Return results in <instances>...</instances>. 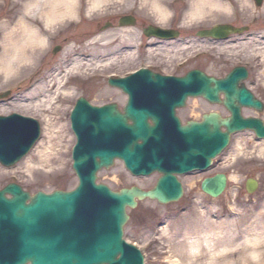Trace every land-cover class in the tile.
<instances>
[{
  "label": "rangeland",
  "instance_id": "obj_1",
  "mask_svg": "<svg viewBox=\"0 0 264 264\" xmlns=\"http://www.w3.org/2000/svg\"><path fill=\"white\" fill-rule=\"evenodd\" d=\"M92 1H76L74 14L56 22L47 31L45 44L34 49V61L21 63L17 73H9L6 76L0 74V92L16 91L20 88L10 100L0 102V115L11 113L26 115L36 119L42 127L41 140L27 157L12 168L0 167V188L15 181L30 194L38 191L51 193L56 190L74 189L77 178L71 169V150L75 144V138L70 130L69 112L75 100L78 97H85L95 105L115 103L119 106L122 101H119V98L113 95L114 93L103 92L108 89L111 92L115 91L107 85L108 75H122L134 70L145 62V56L149 61L159 58L167 59L172 63L175 58L173 60L171 58L177 53L185 54L194 49L193 46L185 47L186 43L178 45L174 41L170 42L168 48H162L160 43L159 48L153 46L146 55L145 49L137 53L134 49L135 45L144 40L138 36V30L135 28L137 35L116 36L106 41L92 42L97 39L100 32L99 27L91 21L96 22L95 20L101 17L104 11H133L138 17L145 14L146 20H152L153 23L156 22L162 26H167L170 19L172 21L175 17L187 15L185 7H181L176 0H104L98 8L92 7ZM190 1L192 2L187 0V2ZM239 1L238 3L236 0L239 6L241 8L244 6L246 9L241 12L246 19L252 21L261 15V22L264 23V1L260 8H255L252 0ZM14 3L15 0H0V24L14 13ZM154 3L161 4L162 8L168 10L164 19H161V13L155 10ZM177 4L180 6L176 7ZM220 11L217 8L208 10L203 16L209 19H221ZM82 13L86 17H83ZM82 18H85V22ZM193 20L191 18L187 23L190 24ZM75 22L80 24L76 25ZM55 44L60 46L61 51L49 58L50 49ZM113 46H119L118 53H113L115 51L112 49ZM242 47L253 51V47L249 44ZM185 48H187L186 51ZM77 58L80 59L79 65H81L78 71L73 69ZM83 61H88L90 64H85ZM33 66L39 67V71L27 74ZM206 67L203 64V68L207 69L208 73L212 72L216 76H221L227 70L224 68L211 71ZM36 75L38 76L30 83L31 78ZM263 76L264 74L260 76L258 74L264 86ZM49 78L53 80L51 84H48L49 88H46L48 90L40 87L39 91L40 96L44 93L50 99L52 98L49 106L26 103L25 99L32 91V86L42 84ZM56 79L62 80L63 85L67 87L64 86L62 90L57 91L59 83ZM255 85L253 81L248 83L251 88ZM63 90L68 91L69 94H63ZM39 99L41 100V97ZM243 115L264 117V113L258 115L254 111H243ZM263 143L264 140H258L248 131L233 136L230 145L221 156L216 158L208 171L190 173L181 177L184 195L179 202L163 206L155 201L144 200L138 202L134 210H128L129 219L123 230V239L127 243L136 245L143 253L144 264H168V257L178 255L175 250H179L182 248L181 245H184L185 233L191 235L196 228L203 230L210 226L218 230L222 225L220 228L224 230L227 242L233 244L236 242L240 244L243 237L252 238L264 225V149L261 148ZM31 160L32 164H30ZM218 173L227 176V187L221 196L213 199L204 195L199 185L203 178L212 177ZM157 179L156 174L147 178L132 177L122 163L115 162L113 167L97 174L96 182L116 192L131 186H137L143 190L149 189ZM247 179H255L258 183V188L252 195L245 192L244 185Z\"/></svg>",
  "mask_w": 264,
  "mask_h": 264
},
{
  "label": "water",
  "instance_id": "obj_2",
  "mask_svg": "<svg viewBox=\"0 0 264 264\" xmlns=\"http://www.w3.org/2000/svg\"><path fill=\"white\" fill-rule=\"evenodd\" d=\"M256 3L260 5L261 0ZM222 31L238 32L220 27L210 34ZM149 34L160 38L167 37L168 32L156 29L149 30ZM235 75L240 78L239 74ZM153 78L147 79L145 71H139L123 79L109 80L110 86L129 95L133 105L136 98L142 104L135 107L128 104L122 115L114 105L92 108L84 105L82 99L78 100L70 117L77 141L72 153V169L79 184L76 189L51 194L38 192L31 196L10 184L0 191V264H143L139 251L126 246L122 240L125 207L134 208V198H148L163 205L179 200L183 192L174 174L207 170L233 131L251 128L257 138L264 139V124L252 119L238 120L234 114L231 122H220L226 127L225 134L220 132L216 114L204 116L202 123L181 127L170 111L167 114L174 126H164L163 117L145 111L142 100L145 89L168 87L160 77ZM212 82V79H194L190 75L187 80L176 81L174 89L181 93L178 102L188 96L213 98L221 89L232 91L231 78L210 88ZM236 94L240 106H260L251 101L248 93L237 91ZM147 118L161 127L145 125ZM126 120L132 121L131 127L126 125ZM26 121L18 116L0 117V164L3 166H13L39 136L38 123ZM2 152L9 155L8 160ZM115 159L121 160L136 176L155 171L162 176L148 193L137 188L112 192L104 185H96V172L110 168ZM224 186L225 176L219 174L205 179L201 191L216 198ZM255 188L254 180L247 182L248 192ZM6 195L11 199H6Z\"/></svg>",
  "mask_w": 264,
  "mask_h": 264
},
{
  "label": "bare ground",
  "instance_id": "obj_3",
  "mask_svg": "<svg viewBox=\"0 0 264 264\" xmlns=\"http://www.w3.org/2000/svg\"><path fill=\"white\" fill-rule=\"evenodd\" d=\"M76 1L77 0H15L14 7H13L14 13L10 14L9 17L6 18V20L1 22V24H0V28H1L0 29V74L6 76L9 73H14V72L17 73L19 71V66L21 65V63H23L25 61H27L29 63V61H31V60L34 61L35 60L34 56H33L35 54L34 49L37 48V46L41 47L42 45L45 44L47 31L50 30L56 24V22H58L59 20H62L65 17H71L74 14V5H75ZM145 1H147V0H145ZM92 2H93V3H91L92 7L98 8V7H100V5L103 4L104 0H93ZM239 2L240 1L238 0V3ZM154 4H155V10H157L159 13H161V15H160V17H162L161 19H164L168 10L165 8H162L161 4H158V3H154ZM180 5H181V7H185V9L187 10V11L186 10L185 11L188 15V16L185 15V18L187 17L186 19H184L183 21L181 20V22L184 26L189 25V23H187V21L191 20V18H192V20L194 19L190 23L191 26H193L194 24L197 25L199 22H201V21H198V20H201V18L203 20L209 19L207 16H203L207 13L208 10H213V9L217 8L218 10H221L220 13H222L221 15H223L225 13L230 12V9H231L230 3L228 0H223V1L222 0H192V2L191 1L187 2V0H184V1H181ZM180 5L177 4L176 7H178ZM259 6L256 5V7H259ZM242 7L243 8H241V6H239V10L241 12L246 11L245 7L244 6H242ZM118 11L119 10L104 11L103 14L106 16L108 15V16L115 17V18L125 19L123 21H126V23H127L126 27H120L119 26L117 28H113V29H109V30L108 29H101V30H99L100 35L98 37H96L97 39H95L92 42H99V41L102 42L103 40L106 41L110 37L112 38V37H116V36L128 37L131 34L134 35L137 33V31L135 30L137 27L136 23H138V25L141 24L142 18L143 17L145 18V14L143 16L141 15L142 17H138L137 15L134 14L133 11L131 13L130 12L127 13L128 11L127 12H124V11L118 12ZM103 14H101V15H103ZM132 14H133V16H131ZM189 16H190V18H189ZM129 20H131V21H129ZM118 21L122 22L120 20H118ZM146 21L148 23L153 22L152 20H146ZM75 23H76V25L80 24L77 22H75ZM199 24H201V23H199ZM189 26H188V28H189ZM134 27H135V29H134ZM233 28L237 31L239 30L236 27H233ZM156 29L157 28H153V29H150V31L151 30L154 31ZM142 30H145L144 33H147L148 35H150L149 30L147 28L142 27ZM223 32L224 31L220 32V35H218V33H216V32H213L212 34H210V30L201 31V32H199L200 34L198 35V38L204 37V38H206V40H213V41H219L220 42L221 37H224L222 35ZM173 36H177V33H175L174 31L169 33L167 35V37H160V38L167 39V38H170ZM153 37L155 39H157L156 35L149 36V38H151V39H153ZM151 39L148 41L149 47L151 46V43H153L151 41ZM251 40L255 46L264 47V43L259 44L258 41L254 40V39H251ZM189 43L193 44L192 46L195 50H197V48L201 44V42L194 41V40H190V42H187L186 44L189 45ZM169 44H171V43H169V42L161 43V47L162 48H168ZM194 44H196V46ZM216 44H219V43H216ZM224 44L225 43H223V45ZM55 45L57 46V44H55ZM204 45H206L205 46L206 49L212 48V42H205ZM204 45L202 46V49H203ZM118 47L119 46H116V47L113 46L112 49L115 51H113V50H110V51H113V53H118L119 52ZM154 47L159 48V44L158 43L154 44ZM134 49H135V52L141 53V52H143L144 44L141 45V44L137 43L135 45ZM194 49H192V51ZM185 51H186V49H185ZM202 51L206 52V50H202ZM50 52L51 53H50L49 58L56 56V54H58L60 51H57V48L54 47L53 50L50 49ZM179 55H181V54L180 53L177 54L178 57H180ZM200 55H202L200 53V51H194L192 54H189V52H188V56H185V58H187V59H185V60L182 59V60L185 62H189V60L191 61V59H193V60H195L193 62H197L200 60L198 57ZM182 57H184V56H182ZM193 62H189L188 64L193 63ZM79 63H80V59L79 58L75 59V62L73 64V67H74L73 69H75L76 71H78L79 67L81 66V65H79ZM83 63L90 64V63H88V61H83ZM262 66H263L262 70L259 72L260 75L264 74V65H262ZM34 68H35L34 66L31 67L30 71L27 74H31V73L34 74V72H37V71H35ZM210 70L211 71L214 70V65H210ZM241 71H243L244 74H242ZM235 73L239 74L240 78L237 77L235 75ZM38 75L32 77L29 82L32 83L33 80ZM145 75H149V74L146 73V71H145ZM189 75L192 76L194 79H198L199 77L206 78V79H212L213 80L212 84H209L210 88H213V86L218 82H223V81L229 80L231 78L230 85L232 86L231 87L232 91L231 92H228L227 90L224 91L220 88V86H217V88L219 87V89H221L219 92H221L224 95L223 98H220V96H222V95L220 93H218L219 98L217 97V94H216V97L213 96V98L211 97L208 99H206V98L201 99V100H205V101L209 102L210 104L216 105L215 107H208L209 111L213 110L215 112H208V113L205 112L204 113L203 111L206 108V105H201L200 99L199 100L194 99V100H192V103H188L189 101L186 97L183 102H180V103L178 102L175 109H177V108L181 109V110L185 109L187 111V113L190 114L189 115L190 116L189 121L187 123L184 121L180 122L179 118L175 117L178 119L181 127L187 126L190 123H194V122L195 123H202V122H204V116L216 114L218 117L220 132L225 134L227 131L226 127L224 125H222L220 122H225V121L231 122L232 121V114H234V117H238V120H245L246 119L244 117L243 111H242L243 105L240 106V104H239V100H238L239 95L236 94L237 91L243 92L245 94L248 93V95L251 98V101L252 102H258L260 105L259 107H258V105L252 106V107H244V108H246V110L250 109V110L256 112L258 115H261L264 113V104H262V102L259 100V98L257 96H255L253 94V92L251 90H249L247 87V84L249 83V81L245 80V78L247 77V71L245 68L235 67L234 69H232V71H230L228 74H226V76L224 78H215L212 76H208L205 72L201 71L200 69L191 70L190 72H188L184 76L171 77V76H167V75H161L159 77L163 80L164 85L169 87V88L168 87L163 88V90H166L169 93L175 88L176 81L187 80ZM52 80L53 79L49 78L48 81H44V83H42V84L40 83L36 86H32V91L28 94V97L25 99L26 100L25 102L30 103V104H33V103L38 104V106H41V105L46 106V107L49 106V102L51 101L52 98L50 99L49 96L47 97L44 93H43V96H40L39 91L42 87L45 89L47 87L49 88L48 84H51ZM56 81H57V83H59V84H57L58 85L57 91L62 90L65 86V85H63L62 80L59 81V79H56ZM232 81H233V83H232ZM256 83H257L256 85L261 84L263 89H264V86H263L262 82L260 81V79L257 80ZM51 87H52V85H51ZM65 87H67V86H65ZM19 89L20 88L16 89V91H18ZM46 90H48V89H46ZM112 90L114 91V89H112ZM115 90L116 91L111 92L108 89L106 91L104 90L103 92H105L107 94L114 93L113 95H116V97L119 98V101H122L121 105L118 106L115 103H108V104H104V105L99 106V105L92 104L85 97H78L75 100L71 111L69 112V122H71L70 117H71L72 111L74 110L75 105H77V102L80 99H82L84 101V105L87 104L88 106H90L92 108H103L105 106L114 105L116 108V111L120 115L124 114L125 108L127 107L128 104L132 103V106L141 105L140 104L141 102L137 98L135 99L134 105H133V101L129 99V95L127 93L122 92L120 89H118V90H120L121 93L117 89H115ZM160 90H162V89H158V91H160ZM16 91L10 90L9 92L6 93L5 97H4V94L0 95V102L10 100L12 98L13 94L16 93ZM62 93L63 94L68 93L69 94L68 91H64V90ZM179 94H181V93L177 92L176 94H174V97L177 99V101L180 100V97L178 96ZM119 96H122V97L120 98ZM134 96H136V95H134ZM40 97H41V100L40 99L38 100V98H40ZM166 98H168L169 101L171 100L170 96H166ZM230 100H232V101H230ZM158 102H161V101L158 100ZM211 106H213V105H211ZM235 106H237V107H235ZM219 109L221 110L222 114L218 113V111L220 112ZM173 111L175 113L174 109H173ZM173 111H171V112H173ZM185 115H186V113L184 114V116ZM3 116H5V117L18 116L22 120H27L26 123L30 120L37 122L38 126H39V130H40L39 136L36 138L35 143L32 146L34 147L40 142L41 135H42V131H41L42 127L36 119L29 117V116H26V115H21L19 113H11L8 115H3ZM0 117H1V115H0ZM160 117L162 118V116H160ZM246 117H248L247 119L259 121L262 124H264V117H262V116H246ZM167 119L164 121V126L171 127L172 121L169 118H167ZM167 121H170V123ZM30 125H31V123H30ZM126 125L128 127H131L132 121L126 120ZM145 125H147L149 127H154V126L161 127L160 124H155L149 118H147L145 120ZM70 130H71V128H70ZM245 131L251 132L254 135V137L257 138L255 130L251 129V128L250 129H244L243 131H235V132L233 131V133L229 134L227 145L224 148L220 149V153L215 158H213L211 160L210 167H208V168H211L213 166L216 158L221 156V154L225 151V149L230 145L231 138L233 136H235L241 132H245ZM71 132L75 137L73 130H71ZM259 140H264V139L259 138ZM76 142L77 141L75 139L74 146L76 145ZM138 143H140V142H138ZM18 144L22 145V141H18ZM74 146L72 147V150H71V156L73 153ZM261 148L264 149V143L261 144ZM31 150L32 149L30 148V150H28V152L22 154L20 159L14 165H16L18 162L22 161L25 157H27V155L30 153ZM44 151H42V152H44ZM2 153H3L2 156L5 155L6 160H8L9 155L5 152H2ZM189 159L191 160V157ZM115 162L122 163L124 169H126L124 166V163L121 160L115 159L113 161V165ZM72 163H73V161H72ZM30 164H32V160H31ZM113 165L111 167H113ZM13 166H10V168H12ZM0 167H2L4 169H9V167L3 166L2 164H0ZM71 169H72V164H71ZM108 169L98 170L96 172V175H95L96 176L95 180H97V174L100 171L108 170ZM72 171H73V169H72ZM126 171L132 177H135V178H147L153 174H156V175H158V179H159L162 176L160 173H158L156 171L152 172L148 175H145V176H136V175L132 174L131 172H129L127 169H126ZM206 171H208V169L205 171L195 170L193 173H201V172H206ZM73 173L75 174L74 171H73ZM219 174H221V173H218L216 175H219ZM186 175H188V174L187 173H182L180 175L174 174V176H175L174 178L176 180V183L180 184L181 188H183L181 177H184ZM222 175H224V174H222ZM224 176H225V186H224V189L219 196H221L223 194V192L225 191V189L227 187V179L228 178L226 175H224ZM75 177H76V175H75ZM209 178H211V177H205L201 180L200 185H199L200 191H201L202 182L205 179H209ZM250 180H252V179H247L245 181V185H244L245 192L248 195L254 194L256 192V189L258 188V183L255 180L256 188L252 192H248L246 189V185H247L248 181L250 183ZM11 182L14 185L17 184L15 181H11ZM8 185H10V184H7L3 188H0V191H2ZM78 185L79 184H78V179H77V185L75 186L74 189H76L78 187ZM16 186H19L22 191L27 192L20 185H16ZM155 186L153 185L149 189H145V190H143L137 186L124 187L121 189L122 190L123 189L129 190L131 188H137L138 190H140L143 193H148V192H151ZM74 189H72L71 191H73ZM56 191H62V190H56ZM56 191H54V192H56ZM38 192L44 193L42 191H38ZM38 192H36V193H38ZM54 192H51V193H54ZM62 192H65V191H62ZM182 192H183V189H182ZM36 193L31 194V196L35 195ZM51 193H48V194H51ZM203 194L208 196L205 193H203ZM183 195H184V192L182 193V196L180 199H182ZM6 196H8V195H6ZM208 197H210V196H208ZM218 197H216V198H218ZM6 199L10 200L11 197L8 196ZM213 199H215V198H213ZM144 200L153 201V200H150L148 198H144L142 200H138L137 198H134L133 202L136 203V206L134 208L131 206L125 207L126 222L121 227L122 236H123L124 227H125L128 219H129L128 210H134L137 207L138 202L144 201ZM179 200H177L175 202H170V203H167L164 205L166 206V205L175 204V203L179 202ZM156 203L159 204L158 202H156ZM159 205H163V204H159ZM221 226H219L218 230H215L209 226V228H206V229L204 228L203 230L196 228V230L194 229L195 231L192 232L193 234H191V235L189 233H185L186 237L183 240L184 245H181L182 248H180L179 250H175V252H177L180 257L178 255H175V256L171 255L172 257H170V256L168 257L167 263L168 264H188V263L189 264H264V248H263L264 247V234H262V233H264V225L262 227L260 226L261 227L260 231L257 234H255L254 236H252V238L250 236H247L248 238L243 237L242 242L240 244H238L237 242L235 244L227 242L226 237H225V232L222 228H220ZM124 244L128 247H133L136 250V245H133L130 243H124ZM238 246H239V248H238ZM173 253H174V251H173ZM139 254H141L140 255L141 260L144 264V255L141 251L139 252ZM175 258H177V259H175ZM27 264H30V263H27Z\"/></svg>",
  "mask_w": 264,
  "mask_h": 264
},
{
  "label": "flooded vegetation",
  "instance_id": "obj_4",
  "mask_svg": "<svg viewBox=\"0 0 264 264\" xmlns=\"http://www.w3.org/2000/svg\"><path fill=\"white\" fill-rule=\"evenodd\" d=\"M230 3V12L225 13L221 16V19H217L216 21H213V19H205V20H198L201 21L197 25L190 26H184L181 22L184 18L182 15H180L178 18L175 17L172 21H170L169 26L166 29H170L171 31H174L177 33V39L174 41L177 42L178 45H184L183 43L190 42V40L199 41L201 42L200 46H203L205 42H212V48L206 49L204 45L203 49L202 47L197 48V50H191L189 54H192L194 51H200L202 55L198 56L199 61L193 62L195 60L191 59L189 62H193L188 64L189 62H185V56H188V53L183 54L182 52H179L181 55L180 57L177 56V53L175 57L171 58L174 61L170 63L169 60H160L159 58H154L148 60V57L145 56V64L149 66L147 70L155 75H167V76H184L191 70H197L200 69L201 71L205 72L208 76H212L215 78H224L226 74H228L232 69L235 67H243L247 71V77L246 81H253L256 83L257 80H259L258 74L262 70V65H264V47L261 46H255L251 39H254L259 42V44L264 43V23L261 22V15L258 18L253 19L250 21L248 18L246 19L245 16L241 13L239 10V4L236 2V0H228ZM253 1V0H252ZM254 4V2H253ZM255 8L256 7L254 4ZM120 18H112L104 20L103 22H99L96 24V26L99 27L98 30L105 29V28H117L119 25ZM264 22V19H263ZM220 23L224 25H230L233 27H236L240 30H243V33L240 35H231L228 37H225L221 39V41H213V40H206V38L201 37L198 38L199 32L209 30L214 26V24ZM261 23V24H260ZM158 23H148L145 18H142L141 24H139L138 27V36H140L145 41V55L151 49L154 44H160L164 42H173V41H159L155 39H151L153 43H151V46L149 47V39L145 38V35L140 33L143 28H148L149 26H157L162 28L160 25H156ZM189 26V28H188ZM248 37V38H247ZM251 40V41H250ZM219 43V44H216ZM223 43H225L223 45ZM249 44L250 47H253V51H250L249 48H243L242 45ZM192 43H189V45H184L185 47L192 46ZM196 46V44H194ZM223 45V46H222ZM149 47V48H148ZM148 48V49H147ZM187 49V48H185ZM202 50H206V52H203ZM251 54V55H250ZM184 56V57H182ZM252 57V58H249ZM159 59V60H158ZM170 59V58H169ZM183 59V60H182ZM157 60V61H155ZM188 64V65H187ZM203 64H205L210 69V65H214L213 71H219L221 69H227L221 76H216L214 74L208 73L205 68H203ZM186 65V66H185ZM185 66V67H184ZM184 67V68H183ZM260 75V74H259ZM245 81V82H246ZM257 84V83H256ZM246 86V85H245ZM249 90L253 92L255 96L259 98V100L264 104V89L261 84L255 85V87L251 88L248 86ZM116 91V90H115ZM120 92V91H119ZM256 92V93H255ZM121 93V92H120ZM220 93L222 96L220 98H223V94ZM217 93V97L219 98ZM156 92L153 90H145V110L152 111V112H160L163 117H165V112L167 111H173L175 110V117H178L180 122H188L189 121V113L187 111L181 110V109H175L177 106V99L175 97H172V94L175 93H164V99L162 102H158L155 98ZM166 96H170L171 100L169 101ZM120 97V96H119ZM122 97V96H121ZM199 100V98H197ZM194 99H189L188 101H191ZM201 100V98H200ZM190 103V102H188ZM187 103V104H188ZM108 104V103H106ZM201 105H206V108L204 109L205 112H215L213 110L209 111L208 107H215L216 105L210 104L209 102L205 100H201ZM213 105V106H211ZM220 108V107H219ZM220 110V109H219ZM242 111H252L250 109H242ZM174 112V111H173ZM186 115L184 116V114ZM217 113V112H216ZM219 114H222L221 110L218 111ZM167 119V118H166ZM168 120V119H167ZM170 123V121H167ZM184 124V123H183Z\"/></svg>",
  "mask_w": 264,
  "mask_h": 264
}]
</instances>
